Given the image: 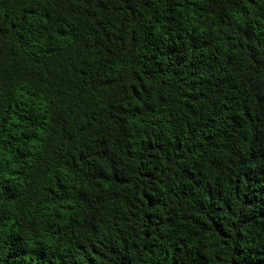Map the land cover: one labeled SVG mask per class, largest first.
I'll return each instance as SVG.
<instances>
[{"label":"trees","instance_id":"1","mask_svg":"<svg viewBox=\"0 0 264 264\" xmlns=\"http://www.w3.org/2000/svg\"><path fill=\"white\" fill-rule=\"evenodd\" d=\"M0 148V264H264V2L0 0Z\"/></svg>","mask_w":264,"mask_h":264},{"label":"clouds","instance_id":"2","mask_svg":"<svg viewBox=\"0 0 264 264\" xmlns=\"http://www.w3.org/2000/svg\"><path fill=\"white\" fill-rule=\"evenodd\" d=\"M262 2H264V0H262ZM233 15H234L235 19H237L239 21L243 20V18L239 15L238 12L233 13ZM213 19H215V18L213 17ZM216 27H222V26L217 24ZM224 30L227 31L226 28ZM131 123H136L137 124V131L147 127L146 123L145 124H139L138 121H133ZM129 127H131V125ZM21 130H23V129H21ZM15 134L19 135V130L15 131ZM40 134H41V136L44 135V133L42 131L40 132ZM137 151H139V149H137ZM0 157H2V162L4 164H9L11 167H15L16 166V164L12 163V155H10L7 151L3 150L2 148H0ZM132 163H137V161H132ZM2 170L3 169H0V171H2ZM104 187L107 189V188H109V185L105 184ZM127 188H128L129 197H131V195L134 192L138 191V188H133V186H131V185L127 186ZM71 203H72V201H70V200L63 201L64 205L71 204ZM189 203H191V202L189 201ZM44 207H45V211L49 214L51 219H55V217L51 216V213H52L53 210H56V211H60L61 210L56 203L47 204ZM121 207H123V205H121ZM188 210L189 209L187 208V206H185V211H188ZM69 215H76V218L78 220H82L83 219V217L77 215V210L75 209V207H73V210L71 212H67V211L63 212V219L58 220L57 223L68 224V222H69L68 221V216ZM201 219H203L202 216H201ZM187 223L189 224L190 227L195 228V225H192L190 221L187 222ZM260 223L262 225H264V221H261ZM257 230H259V229H257ZM182 234L187 235V233H182ZM218 241H219V238H217V243H218ZM192 243L195 244L196 241L193 240ZM211 255H212V252L209 251V256H211Z\"/></svg>","mask_w":264,"mask_h":264}]
</instances>
